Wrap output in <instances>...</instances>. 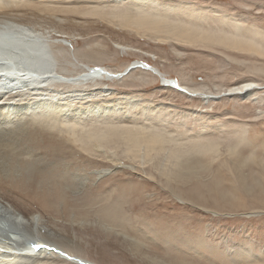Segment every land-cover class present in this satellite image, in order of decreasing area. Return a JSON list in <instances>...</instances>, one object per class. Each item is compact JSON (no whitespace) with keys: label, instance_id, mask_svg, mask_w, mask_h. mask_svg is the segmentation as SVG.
Returning a JSON list of instances; mask_svg holds the SVG:
<instances>
[{"label":"rangeland","instance_id":"374dc122","mask_svg":"<svg viewBox=\"0 0 264 264\" xmlns=\"http://www.w3.org/2000/svg\"><path fill=\"white\" fill-rule=\"evenodd\" d=\"M74 1L78 9L60 13L72 22L50 39L53 55L60 54L59 76L74 80L53 87L107 92L64 103L77 112L65 121L80 122L76 144L68 129L53 131L49 124L41 134L40 127L27 132L20 160L11 162L33 171L0 176L1 199L72 238L75 246L55 247L93 264H264V54L145 38L103 19L137 2L213 38L236 37L264 50V0ZM73 58L79 68L70 66ZM134 62L162 78L138 68L123 75ZM99 68L118 77L97 80L89 73ZM246 83L256 86L244 95L225 94ZM112 128L119 135L88 139ZM125 129L166 143L130 154ZM49 136L61 143L48 142ZM211 149L216 152L206 153ZM28 152L37 162L25 164ZM53 259L44 264H71Z\"/></svg>","mask_w":264,"mask_h":264},{"label":"bare ground","instance_id":"6f19581e","mask_svg":"<svg viewBox=\"0 0 264 264\" xmlns=\"http://www.w3.org/2000/svg\"><path fill=\"white\" fill-rule=\"evenodd\" d=\"M107 1L109 2V0ZM93 4L94 8L91 10L93 13H97L99 10H96L97 6L94 2ZM141 4L133 3L134 9L108 13L103 16V19L108 20V23L122 31L133 32L145 38L151 36L160 41L175 38L185 40L187 44L196 43V45L197 43L211 42L239 51L252 52L258 55L264 54V50L253 42H243L236 37L229 39L213 38L200 29H193V26L191 28L185 24L171 22L167 12L162 14L154 9L155 7L147 10L141 7ZM75 6L74 0H0V176L18 178L22 173L29 175L33 171L28 166L22 169L19 165L11 162L13 158L17 161L20 160L17 154L21 151V143L27 138V132L30 129L34 131L40 127V134L43 133L46 124H49L48 129L61 133H63V129H68L67 133H71L73 143L76 144L74 131L80 127V122L74 119L65 121L66 115L74 118L77 112L68 111L64 103L74 101L82 95L89 97L107 92L105 89L91 94H85L81 91L63 92L53 87L56 84L59 86L69 85L74 80L59 76L55 65L56 60L53 59L50 39L53 32L61 34L56 29L63 26L66 29V25L69 26L74 18H63L64 16L61 17L60 13L65 10L75 11L78 9ZM48 26H53L55 29ZM115 47L117 50L124 48L119 44ZM74 53L76 54V51ZM79 57L82 56L79 55ZM77 61L73 58L70 66L79 68ZM134 63L136 64V62ZM134 63L130 66V72L132 68H138L162 78L160 72L151 66L139 62L136 65ZM89 74L97 76V80L114 78L113 74L101 68L93 69ZM167 85L172 88L170 84ZM254 86H256L254 83H246L229 89V94L244 95ZM67 106L69 107L68 104ZM92 108L90 107V110ZM100 108L98 105L95 106L96 110ZM122 134L127 142L130 141L127 152L133 155L139 154L142 147L154 150L166 143L161 136L148 134L144 131L125 129L122 130ZM117 135H119V130L112 128L109 132L99 131L89 134L88 139L99 140L100 142ZM55 136L46 138L48 142L60 144L61 139ZM141 140L143 141L142 145ZM96 147L99 148L100 145ZM200 148L202 149V147ZM215 152L216 149H211L206 153ZM26 157L31 159H28L25 164L38 160L30 152L27 153ZM175 158L179 168L182 162L179 161L178 157ZM100 173L105 175L107 171ZM24 238H26L25 241ZM28 239L46 244L49 248L55 249V252L47 249L38 252L27 247ZM55 245L73 247L75 243L72 238L50 230L39 215L25 216L0 197V264H44L51 260L54 261L53 258L58 257L66 259L71 264H93L70 257Z\"/></svg>","mask_w":264,"mask_h":264},{"label":"snow or ice","instance_id":"6c2138e0","mask_svg":"<svg viewBox=\"0 0 264 264\" xmlns=\"http://www.w3.org/2000/svg\"><path fill=\"white\" fill-rule=\"evenodd\" d=\"M32 247L36 250V251H40L42 249H47L48 251H51V252H55V249L53 248H49L48 245L46 244H42V243H36V244H33ZM63 255V254H61Z\"/></svg>","mask_w":264,"mask_h":264},{"label":"water","instance_id":"95a60500","mask_svg":"<svg viewBox=\"0 0 264 264\" xmlns=\"http://www.w3.org/2000/svg\"><path fill=\"white\" fill-rule=\"evenodd\" d=\"M130 68H131V67H129L128 69H126V70L124 71L123 75L126 74L127 71H128ZM113 77H114V78H117L118 76L116 75V76H113ZM229 93H230V92H227V93H225V94L227 95V94H229Z\"/></svg>","mask_w":264,"mask_h":264},{"label":"clouds","instance_id":"9594fccd","mask_svg":"<svg viewBox=\"0 0 264 264\" xmlns=\"http://www.w3.org/2000/svg\"><path fill=\"white\" fill-rule=\"evenodd\" d=\"M112 76H116V75H112Z\"/></svg>","mask_w":264,"mask_h":264}]
</instances>
